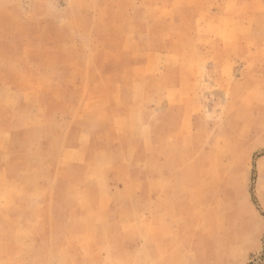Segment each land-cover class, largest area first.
<instances>
[{
  "label": "crops",
  "instance_id": "obj_1",
  "mask_svg": "<svg viewBox=\"0 0 264 264\" xmlns=\"http://www.w3.org/2000/svg\"><path fill=\"white\" fill-rule=\"evenodd\" d=\"M8 3L0 0V34L3 23L22 16ZM24 9L26 48L34 53L35 32L51 17L33 5ZM97 20L73 14L57 31L96 37ZM115 47L118 63L108 67V79L94 72L87 81H105L106 108L93 107L78 124L60 122L59 132L47 119L56 111L21 108L20 95L35 94L34 55L22 73L0 74V117L14 112L0 123V264H16L18 246L61 231L92 245L93 264H247L264 252V111L252 102L246 115L235 93L225 104L195 95L184 49L145 47L130 37ZM60 50L62 100L72 96L69 77L83 82L74 70L85 63ZM109 69H118L114 77ZM100 91L91 93L94 101Z\"/></svg>",
  "mask_w": 264,
  "mask_h": 264
},
{
  "label": "rangeland",
  "instance_id": "obj_2",
  "mask_svg": "<svg viewBox=\"0 0 264 264\" xmlns=\"http://www.w3.org/2000/svg\"><path fill=\"white\" fill-rule=\"evenodd\" d=\"M6 1L9 2L10 10L18 11L22 16L12 18L1 26L0 74L10 71L22 73L24 68L27 70L28 63L31 66L34 55L36 66L30 74L36 77L35 94L29 97L28 94L20 95L21 108L27 111L26 108L30 107L40 110L49 107L56 111L47 117L56 132L60 131L58 128L61 123L78 124L81 118L89 119L93 107L97 110L99 105L106 108L103 94L105 81L100 85H92L87 81L94 72L101 80L108 79V67H115L118 63L120 52L115 50V46L126 37L136 38L145 47L188 51L186 54L193 61L195 71L196 81L192 85L195 95L206 97L209 94L218 97L213 103L225 104L224 98L235 93V96L240 97L237 103L246 115L252 102L254 109L264 111V0ZM22 4L27 9L33 5L51 17L45 31L41 29L35 32L34 53L28 52L26 48L29 39L28 11ZM9 9L6 6L4 13H9ZM82 12L98 18L96 29L99 35L87 37L85 34L86 37L74 36L70 39L65 31H57L61 18ZM43 18L36 21V28L43 25ZM77 44L83 46V51L73 53ZM21 46L24 50L16 51L15 48ZM61 47L69 49L68 59L75 54L78 55L76 60L82 59L85 63L84 67L74 70L80 72L83 82H74L75 78L69 77L65 90L72 96L62 100L58 82L60 70L56 68L63 53ZM94 62L99 66L92 68ZM109 70L114 77L113 71L118 69ZM96 87L101 89L100 99L94 101L91 93ZM131 91L128 87L127 92ZM47 96L50 100L45 99ZM61 111L62 120L59 117ZM12 113L1 115L0 123L9 122L13 118ZM260 118L263 124L264 116ZM35 123L38 126L42 124L38 116L35 117ZM2 136L5 137V134ZM133 166L139 169L140 165ZM9 234L10 231L6 230L5 235ZM68 235L67 231H61L60 236L48 240L21 244L16 249L19 260L16 264H93L92 245L72 242ZM247 264H264V252L251 258Z\"/></svg>",
  "mask_w": 264,
  "mask_h": 264
}]
</instances>
